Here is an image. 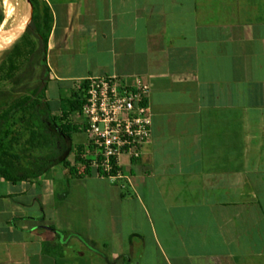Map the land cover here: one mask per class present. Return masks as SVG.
I'll list each match as a JSON object with an SVG mask.
<instances>
[{"label":"crops","instance_id":"1","mask_svg":"<svg viewBox=\"0 0 264 264\" xmlns=\"http://www.w3.org/2000/svg\"><path fill=\"white\" fill-rule=\"evenodd\" d=\"M44 2L51 117L137 79L150 138L116 181L0 177V264H264V0Z\"/></svg>","mask_w":264,"mask_h":264},{"label":"trees","instance_id":"2","mask_svg":"<svg viewBox=\"0 0 264 264\" xmlns=\"http://www.w3.org/2000/svg\"><path fill=\"white\" fill-rule=\"evenodd\" d=\"M28 2L26 24L0 54V177L16 183L43 177L52 166L61 164L70 176L81 178L90 174L89 169L78 174L65 158L71 134L81 131L70 117L84 104L85 83L62 100L60 117L52 118L46 102L50 82L46 52L52 14L44 0ZM5 6L9 13L6 2ZM20 14L18 23L22 22ZM3 20L0 5V25ZM22 139L23 145L16 149L15 144Z\"/></svg>","mask_w":264,"mask_h":264},{"label":"built area","instance_id":"3","mask_svg":"<svg viewBox=\"0 0 264 264\" xmlns=\"http://www.w3.org/2000/svg\"><path fill=\"white\" fill-rule=\"evenodd\" d=\"M84 83L85 101L75 116L87 141L73 148L71 166L81 174L89 169L100 177L119 180L122 158L138 160L150 138L147 85L113 77Z\"/></svg>","mask_w":264,"mask_h":264},{"label":"rangeland","instance_id":"4","mask_svg":"<svg viewBox=\"0 0 264 264\" xmlns=\"http://www.w3.org/2000/svg\"><path fill=\"white\" fill-rule=\"evenodd\" d=\"M8 1L12 5V9L9 13L6 12L5 0H0V5L3 7V11H4V20L0 25V33L7 31V28H11V27L15 28V27L19 26V29L23 28V26L27 22V19H28L29 13H30L29 8H28V4L25 0H8ZM21 8L23 9L22 11H21ZM19 13H21L20 15L22 16V22L21 23H18L19 22L18 21ZM14 36H15V34H14ZM1 44H2V42H0V46H1ZM5 47H3L0 50V54H1V51ZM71 140H72V143L74 144V146H73V148H74L75 144L85 143L87 141V137L84 134V132L81 130L79 132L72 133L71 134ZM23 142H24L23 139L19 140L17 142V144H15V148L20 149V147L23 145Z\"/></svg>","mask_w":264,"mask_h":264},{"label":"bare ground","instance_id":"5","mask_svg":"<svg viewBox=\"0 0 264 264\" xmlns=\"http://www.w3.org/2000/svg\"><path fill=\"white\" fill-rule=\"evenodd\" d=\"M5 2L8 4L9 12H10L12 9V5L10 4V2L8 0H5ZM20 29H22V28H20ZM20 29H19V26L15 27V28L11 27V28H7V31L0 33V42H2V44L0 46V50L3 47L9 45L13 41V39L15 37L14 34L16 33L15 31L16 30L18 31Z\"/></svg>","mask_w":264,"mask_h":264},{"label":"water","instance_id":"6","mask_svg":"<svg viewBox=\"0 0 264 264\" xmlns=\"http://www.w3.org/2000/svg\"><path fill=\"white\" fill-rule=\"evenodd\" d=\"M26 2L29 3L28 0H26Z\"/></svg>","mask_w":264,"mask_h":264}]
</instances>
